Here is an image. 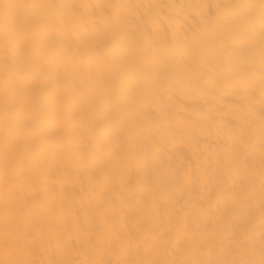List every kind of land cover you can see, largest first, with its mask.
<instances>
[{
  "label": "bare ground",
  "instance_id": "bare-ground-1",
  "mask_svg": "<svg viewBox=\"0 0 264 264\" xmlns=\"http://www.w3.org/2000/svg\"><path fill=\"white\" fill-rule=\"evenodd\" d=\"M0 264H264V0H0Z\"/></svg>",
  "mask_w": 264,
  "mask_h": 264
}]
</instances>
